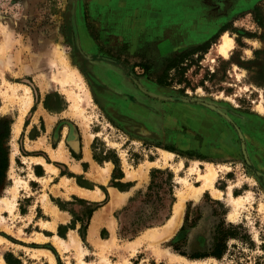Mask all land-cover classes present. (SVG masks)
<instances>
[{
	"label": "rangeland",
	"instance_id": "rangeland-1",
	"mask_svg": "<svg viewBox=\"0 0 264 264\" xmlns=\"http://www.w3.org/2000/svg\"><path fill=\"white\" fill-rule=\"evenodd\" d=\"M120 1L0 0V146L7 158L0 183V259L9 264L6 254L11 264H80L76 248L61 251L52 242L58 236L51 233L56 227H42V222H52L41 219H51L49 214L54 221L58 212L56 216L45 211L47 179L29 168L39 164L48 174H57L49 162L67 161L66 152H72L71 140L76 137L78 147L90 140L93 157L111 163L113 176L125 170L127 178L140 183L127 205L112 212L115 232L108 226L112 235L103 229L101 236L108 239L89 237L93 244L82 224L86 208L97 203L70 202L84 219L62 239L79 245L86 264H120L115 251L101 259L102 242L113 238L117 245H127L153 228L159 231L172 216L180 193L202 184L199 173L206 172L208 164L216 171L213 188L220 194L209 187L198 198L189 192L182 200L177 227L156 238L154 247L164 258L156 259L145 240L125 264H264V179L248 169L244 156L261 170L264 0L250 9L242 7L196 45L183 42L187 22L196 20L180 19L189 14L176 6L186 0H172L173 14L166 19L153 14L147 19L132 9L121 13ZM227 3L189 0L188 6L193 7L190 15H198L206 28ZM224 33L234 40L226 57L216 52ZM206 41L211 42L206 51L188 52ZM71 69L77 74L69 76ZM25 87L30 89L31 103L22 113V102L28 98ZM77 94L79 112L70 106V96ZM137 96L154 104L158 112L153 139L143 129L134 130ZM45 101L48 109L58 112L43 111ZM147 115L146 110L135 114L146 122ZM59 126L64 127L60 143L52 150ZM35 135L42 140L29 141ZM38 146L48 149L51 159L48 151L32 149ZM35 152L40 156L26 157ZM154 169L160 172L148 190ZM29 179L45 187L37 182L30 186ZM51 192L57 191L51 188ZM35 199L44 211L32 206ZM51 199L62 206L69 203ZM5 201L14 203L13 211ZM200 250L205 256H193Z\"/></svg>",
	"mask_w": 264,
	"mask_h": 264
},
{
	"label": "crops",
	"instance_id": "crops-1",
	"mask_svg": "<svg viewBox=\"0 0 264 264\" xmlns=\"http://www.w3.org/2000/svg\"><path fill=\"white\" fill-rule=\"evenodd\" d=\"M171 2L172 0H121L120 3L122 4V8L119 12L124 13V11L126 12L132 9L133 14H136L135 12H137L139 14L141 13L142 15H144L145 13L147 15V19L151 18L153 15L154 17H160V19L161 18L166 19V17H169V18L172 17V14H173L172 9L170 7ZM175 2H178V1L176 0ZM258 2L259 0H249V1L247 0H243V1L228 0V3L224 11L222 13L215 14V16L212 17L211 22L207 24L206 28L203 27L201 22H198L197 20L198 15H195V16L190 15L193 7L188 6L189 0H186L183 3L179 2V6H176V8L177 9L182 8L184 12L186 13L188 12L189 14L187 16V14H182V12L180 11L179 14L180 13L182 14L180 15V19L184 17L186 19H188V17L196 19L195 21L187 22L185 26L186 27L185 33L182 34L183 42L186 45H196L200 43L201 41L207 39L210 35H212L224 23L226 19H229L232 15H234L235 13H238L242 7L246 6V8L250 9L254 7V5H256ZM41 108L43 111L49 112L47 114L58 112V111H51V109H48L49 107H45L43 103L41 105ZM63 129L64 127H60L58 139L57 140L53 139L51 141L53 144H55L56 147L54 148L52 145H50V149L52 150L57 149L60 143V138H61L60 133L62 132ZM69 130L70 128H68V131ZM34 138H36V140ZM30 140L37 142L42 139H40L38 135H35L34 137H31L29 141ZM89 142L90 140L88 139L85 141L83 147L82 145L80 146L79 144V147L77 150L72 148V152L71 151L66 152L67 161L52 160L50 158L48 149L46 150V148H44L43 146L34 147L32 149H35V150L43 149L44 151H48L49 158L52 161L49 163L54 164L57 167L58 173L55 175H50L47 173V171L45 172L43 166L39 164H31L29 168L32 170L31 172L35 176L39 178L47 179V182H46L47 191H44L47 193V195L46 194L43 195L42 205L45 211H47L48 213L52 212L56 214L55 210H57L58 217L54 221H52L51 215L46 213L48 216H50L51 219H41V220H46L49 222L51 221L52 223H50V225L51 226L53 225V228H51L50 226H45L49 224L48 222H42L41 225L42 227L48 228L50 230H54L56 227V230L54 232L50 231L52 235L53 233H55L58 235V237L60 236L61 239L62 238L65 239L66 235H68L70 231L74 232V230L76 229L77 223H79L80 220H75L74 227L73 228L68 227L65 231L64 236H61L58 233L59 225H62V226L69 225L73 221V214L71 213V210L73 211L75 210L73 208V204L70 202L74 200L77 201L75 198L82 199L85 201V203H88V204L90 203L99 204V206L92 212L90 218L88 219L87 227L85 229V236L87 237V241H89V243H92L89 237L91 239L98 238L99 240L108 239V238H104L101 236V231L103 229H108L111 232L108 226H111L113 233L115 232L116 219L112 216V212L117 208H121L127 205V203L133 197L135 193L134 188L136 187V184L139 183V181L137 179L127 178L125 174V170L124 172L121 170L118 175L113 176L112 164L109 162H105V161H103L105 163H100L99 161L95 160L90 150ZM81 153H82V156H81ZM32 154L33 155H27L26 157L29 158L32 156L33 157L40 156L39 153H36V152ZM45 162L49 164L48 161H46V159H45ZM62 163L67 165V167L62 165ZM60 167L66 170L61 171ZM29 181H33L29 183L30 186H32L33 184H35V182H37L38 186H41L42 188L45 187V184H43L42 182H38V181L30 180V179ZM145 182H143L142 184H144ZM64 186L67 188H65ZM51 188H53V190L57 192L52 193ZM66 192H68V194H66ZM40 193L42 192H39L38 196ZM93 195L95 196L92 197ZM47 196L50 202L54 204V206H52L53 208H51V204L49 203ZM51 196L61 201H64V202L69 201V203L65 204V206L60 207L58 203H55V201L51 199ZM36 199L32 206H37L38 209L43 210L40 204L36 203ZM111 235H112V232H111ZM52 242L54 243V237L52 238ZM65 242L68 243L67 241ZM64 251H67V250H64Z\"/></svg>",
	"mask_w": 264,
	"mask_h": 264
},
{
	"label": "bare ground",
	"instance_id": "bare-ground-1",
	"mask_svg": "<svg viewBox=\"0 0 264 264\" xmlns=\"http://www.w3.org/2000/svg\"><path fill=\"white\" fill-rule=\"evenodd\" d=\"M233 47H234L233 38L231 36H229L227 33H224L221 36L220 41L216 45V52L218 54L226 57L229 54V51L231 49H233ZM75 74H77V71L74 70V69H71L69 76H74ZM25 90L27 91V94L30 91V89L28 87H25ZM69 93H74V92H69ZM75 98H79L78 94L76 96H74V95L70 96V99L72 100V105H70V106H72V108L76 112H79L77 101H76ZM30 103H31V97H30V94H28V98L25 101L22 102V113H24L27 110V108L29 107ZM82 116L83 115H81L80 117H82ZM15 128H16L15 131L17 133L19 131V126H17V127L15 126ZM13 131H14V129H13ZM61 147H62V145H61ZM61 147H60V149H62ZM59 152H61V151H59ZM55 154H56V152H55ZM55 154H54V156H55ZM216 175L217 174H216V171H215L214 167H212L211 164H208L206 172L199 173V179L202 181V184L199 187H196V188L193 187V186L190 187L189 190L186 192V194L185 193H180L179 202H177L175 204L172 216L167 220L166 224L162 228H160L159 231H157L158 228H156V229L153 228L152 231L148 232L143 237H141V238H139L137 240H132L127 245H125V243H124V245H120V244L117 245L114 242V240H112L113 238H110L111 241L110 240H107V241H104V242L101 241L102 245L99 243L101 245L100 246L101 248L99 247L101 249V251H100L101 259L105 261L107 259V257H106L107 254L106 253L111 252V251H115L118 254V256H119V263L120 264H125L128 261V256L135 254L137 252V250L140 249L141 244L145 240H147V241L149 240L148 245H149V248H150V252L155 255L156 259H158V260L163 259L164 255L159 250H157L154 247L156 238H158V237L161 238L162 235H165L166 233L168 234V233L172 232V230L175 229V227H177L176 224L179 221L180 212H181L180 210L182 208V200L186 197V195H188L189 192H191L192 193L191 195L193 197L198 198L201 195V193L203 192V189L208 188V187L209 188H213V181H214ZM129 176H131V175H129ZM213 191L217 195L220 194V192L218 190L214 189V188H213ZM5 207L8 208L9 211H13V208L15 206H14L13 202L5 201ZM263 207H264V205H263ZM45 226H50L51 228H53V225L51 226L50 224H47ZM154 230H156V231H154ZM165 238H167V237H165ZM70 242L73 243V241H70ZM54 243L56 244V246L61 251L67 250L68 248L73 246L74 248L77 249L76 257H77L78 262L80 264H86L85 261L82 259V255L84 253H82V251L79 250L80 247H79V245L75 244L76 242L73 243L74 245L73 244L71 245V243H66L63 239L59 238L58 236H55L54 237ZM43 253L47 254L44 251H43ZM47 255H48L50 261H53V257L51 255H49V254H47ZM170 258H171L170 260L173 261V262H175V260H177L175 257H170ZM0 264H4L1 259H0ZM67 264H70V263L67 262Z\"/></svg>",
	"mask_w": 264,
	"mask_h": 264
},
{
	"label": "flooded vegetation",
	"instance_id": "flooded-vegetation-1",
	"mask_svg": "<svg viewBox=\"0 0 264 264\" xmlns=\"http://www.w3.org/2000/svg\"><path fill=\"white\" fill-rule=\"evenodd\" d=\"M217 1V0H216ZM223 0H218V3L220 4ZM223 25V24H222ZM136 88H142V86L140 87L139 84L136 85ZM139 90V89H138ZM134 100V113L138 114L141 110H146L148 112L147 115V122L146 121H142L141 119H139L137 116H135V114L133 115V119L136 121L134 123L135 125V131L137 133L141 132H146L147 136L153 139V137H155V132H154V125H155V116L158 113L156 111V108L154 106V104H151L148 102V100H142L141 98H139L138 96L136 98L133 99ZM262 148V150H264V143H263V147L260 146ZM245 156V162L248 165V169L255 172V173H259L258 175L264 179V164L262 165V167H260L261 170H258L257 167H255L251 161L247 158V154H244ZM184 229V228H183ZM198 254H195L193 256H198L200 255L201 257L205 256V251L204 250H200V252H197ZM208 254H214L216 255V253H210L209 251H207Z\"/></svg>",
	"mask_w": 264,
	"mask_h": 264
},
{
	"label": "trees",
	"instance_id": "trees-1",
	"mask_svg": "<svg viewBox=\"0 0 264 264\" xmlns=\"http://www.w3.org/2000/svg\"><path fill=\"white\" fill-rule=\"evenodd\" d=\"M223 30H224V28H223ZM210 44H211L210 41H206V42H204V43H202V44H200V45L194 47L193 49L189 50L188 52L194 51V50H196V49H197V50L203 49V51H206V50L209 48ZM186 53H187V52H186ZM169 65H171V64H169ZM44 105H45V107H48L46 101H45ZM6 165H7L6 153H5V151H4V150L1 148V146H0V183L2 182V179H3V177H4V170H5V168H6ZM158 172H160V171H159V170H156V169H154V170L152 171V173H151V180H150V183H149V185H148V190H151V189L153 188V186L155 185V183H156V174H157ZM170 179H171V174H168L166 180H168V182H169ZM75 199H76L77 201H79V202H83V203H85V201L82 200V199H78V198H75ZM58 205H59L60 207H62V205H61L60 203H58ZM98 206H99V204H96L95 206H92V207H91V206H90V207L88 206V207L86 208V210H85L86 222H85V223H84V221H83V219H84L83 216H81V215L79 216V215L76 214L75 211L71 210V213L73 214V221H72V223L69 224V225H64V226L59 225V227H58V233H59V235L64 236V235H65V231H66V229H67L68 227L73 228V227H74V222H75V220L83 221V224H82V230L85 231V229H86V227H87L88 219L90 218L92 212H93ZM82 238L84 239V234H82ZM5 259H6V261H7L9 264H11V261L6 257V254H5Z\"/></svg>",
	"mask_w": 264,
	"mask_h": 264
},
{
	"label": "water",
	"instance_id": "water-1",
	"mask_svg": "<svg viewBox=\"0 0 264 264\" xmlns=\"http://www.w3.org/2000/svg\"><path fill=\"white\" fill-rule=\"evenodd\" d=\"M212 108H215V107H213V105H210ZM225 115V114H224ZM226 117H228L227 115H225ZM238 134H239V136L242 138V134H241V132L238 130ZM75 136H76V134H75ZM71 142H73V149H78V141H77V139H76V137H74L73 138V140H71Z\"/></svg>",
	"mask_w": 264,
	"mask_h": 264
}]
</instances>
